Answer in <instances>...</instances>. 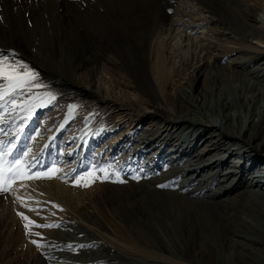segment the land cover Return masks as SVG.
<instances>
[{"label":"bare ground","instance_id":"6f19581e","mask_svg":"<svg viewBox=\"0 0 264 264\" xmlns=\"http://www.w3.org/2000/svg\"><path fill=\"white\" fill-rule=\"evenodd\" d=\"M170 2L178 7L168 14L170 23L166 31L157 37L142 36L139 43L141 48H147L148 43L157 39L151 73L145 75L148 84L156 90L154 100L142 94L143 89L132 78L118 79L116 72L105 67L99 72L95 68L89 70L82 89L88 95L85 102L95 108L97 118L93 126L77 135L72 147L63 145L55 183L59 187L66 184L64 167L74 158L73 151L80 146L81 150L88 149L93 143H97L95 149H102L107 144L102 143L104 135L100 132L107 135L116 128L129 127L116 138L124 136L119 145L113 147H121L125 139L133 143L122 164L139 158L138 167L149 172L144 180L130 181L129 189L121 187L129 200L128 211L144 227L138 231L144 240L142 246L137 242L138 247L150 248L148 251L155 258L177 264H264V229L261 228L264 223V0ZM215 48L242 50L245 57L221 67L215 59L211 60ZM200 72L207 74V86L203 90H198L195 84ZM100 99L105 102L101 103ZM152 113H158L159 119L134 138L130 127L134 124L132 128L137 130ZM58 131H49L35 140L23 153L26 154L23 161L31 164L43 156ZM155 164L163 168L158 179L153 175L155 169L149 166ZM168 181L179 183L161 187ZM33 182L34 179L18 180L13 188L6 186V191H0V197L9 196L5 199L14 213L21 208L31 216L42 215L39 201L43 194L31 191ZM65 186L66 191L70 190ZM100 186L90 190V196L81 206L88 209L91 206L88 203L92 202L98 216L103 214L95 200L101 193ZM74 193L79 190L74 189ZM82 195L79 197L85 196ZM81 207L74 209L67 203L72 218L69 214L56 232L61 237L49 236L51 245L66 244L74 237L72 233L81 235L83 229H88L83 224L98 226L91 213H79ZM119 208L113 206L110 215L117 224L120 223L116 215L122 211ZM76 242L99 247L95 251L98 257L92 261L84 259L82 264H100L118 258L100 250L103 246L99 236L78 238ZM54 250L53 246L46 248L44 262L75 264L67 254L60 255L64 259L58 260L59 254Z\"/></svg>","mask_w":264,"mask_h":264},{"label":"rangeland","instance_id":"374dc122","mask_svg":"<svg viewBox=\"0 0 264 264\" xmlns=\"http://www.w3.org/2000/svg\"><path fill=\"white\" fill-rule=\"evenodd\" d=\"M177 7L170 0H0V68L5 69L0 73V172L4 177L0 180V187L13 188L15 181L30 182L34 179L35 183L30 184L31 191L43 194L39 201L40 217L31 216L21 208L14 213L6 202L9 196L0 197V264H49L43 258L46 248L51 246L59 254L58 260L64 259L60 255L67 254L75 264H82L84 259L92 261L98 257L95 251L99 247L79 244L76 239L95 235L102 242L100 250H107L111 256L118 255V258L108 261L110 263L100 264H177L155 258L149 253L150 248L138 247L144 242L138 231L144 227L128 211L129 200L121 187L130 188V181L144 180L149 172L138 167L139 158L136 161L131 159L127 165L122 164L133 143L125 139L121 147H113L119 145L124 136L116 138L129 127L116 128L107 135L100 132L104 135L102 143L110 146L98 150L95 149L97 143H93L88 149L81 150L80 146L73 151L74 158L64 167L65 185L71 191H66L65 185L57 186L59 184L54 180L59 176L58 156L63 145L72 147L77 135L93 126L97 118L95 108H90L84 100L88 95L82 87L88 71L95 68L99 72L105 67L116 72L118 79L124 76L132 78L134 84L143 89L142 94L153 101L156 90L148 84L145 75L151 73L152 52L157 39L152 44L148 43L147 48H141L139 43L143 41L142 36L163 34L169 27L168 14ZM212 51L211 60L215 59L221 67L245 57L242 50L230 52L215 48ZM78 63L82 65L79 67ZM206 82L205 72L197 74L195 84L198 90L206 88ZM100 101L105 102L103 99ZM151 115L137 130L132 128L134 124L130 127L134 138L139 137L148 124L159 119L158 113ZM54 127L59 131L47 152L31 164L24 162L25 150L35 140L55 130ZM17 158L19 163L13 164ZM247 163L250 164L249 161ZM149 166L155 169L153 175L158 179L163 168L157 164ZM178 183L168 181L162 185L169 188ZM98 185H103L95 198L96 206L103 212L101 216L96 214L92 202L88 203L91 205L88 209L81 207L83 200L90 196V190ZM74 189L80 194L74 193ZM81 195L82 198L79 197ZM67 203L74 209L81 207L80 214L85 211L91 213L98 226L83 224L88 229H83L85 232L81 235L72 233L74 237L66 244L58 242L51 245L49 236L61 237L56 232L69 214L72 218L66 208ZM113 206L122 210L116 215L120 224L111 219ZM261 228L264 229V223H261ZM124 229L126 233L122 231ZM133 236H137L134 238L137 241Z\"/></svg>","mask_w":264,"mask_h":264},{"label":"snow or ice","instance_id":"6c2138e0","mask_svg":"<svg viewBox=\"0 0 264 264\" xmlns=\"http://www.w3.org/2000/svg\"><path fill=\"white\" fill-rule=\"evenodd\" d=\"M4 71H5V69L0 68V73H4ZM6 78L11 79L12 77L11 76H6ZM12 163L13 164H18L19 163V159L17 158ZM3 179H4L3 173L0 172V180H3ZM161 187H163V185H161ZM6 190H7V187H0V191H6Z\"/></svg>","mask_w":264,"mask_h":264}]
</instances>
